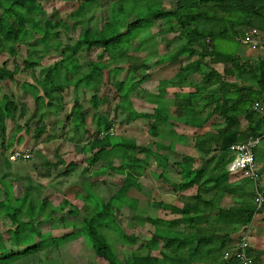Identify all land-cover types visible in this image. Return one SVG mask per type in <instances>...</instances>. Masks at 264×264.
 <instances>
[{
	"label": "trees",
	"instance_id": "16d2710c",
	"mask_svg": "<svg viewBox=\"0 0 264 264\" xmlns=\"http://www.w3.org/2000/svg\"><path fill=\"white\" fill-rule=\"evenodd\" d=\"M97 1L83 0L82 6L85 7ZM143 1H145L144 4H142ZM145 5L146 0H121L120 4L112 6L110 18L101 28L85 26L81 28L79 34L74 33L75 47L83 48L88 54L97 50L100 58L107 55L106 58L104 57L101 61L90 58L88 63L90 70L81 71L77 80L75 73L80 71L81 64L74 50L68 58L52 64L46 70L43 80L36 79V84H30L35 90V92L33 90L35 99L36 101L44 97L48 99L46 103L49 111L46 115L48 116L54 109L64 107L60 105L61 102L57 101L58 99L62 101L63 92L69 85L73 84L78 87L84 81H91L96 85L101 84V89L104 90L102 96L94 93L90 98L92 105L97 108L100 104L115 97L111 95L108 88L109 85H114L118 97L116 108L126 109L131 117H154L156 120L151 124L149 131L159 136L161 134L158 130V122L169 121L171 125H174L170 122L171 117L162 112L159 107H155L151 113H141L132 109L130 96L136 90L147 91L140 86L150 79L151 68L156 64L162 70L177 63L180 64L176 79H160L158 94L152 95L157 99L165 96L168 87L175 86L177 81L184 83L191 75L201 72L205 64L208 70L203 74V86L194 85L193 92L180 93L177 91L175 97L177 102L180 95L187 97L186 103L176 102L179 105L177 107L179 116L194 109L195 92L207 90L213 85L217 86L216 90L210 93L208 103L210 110L206 116V123L212 117L218 116L222 118L223 125L218 126L219 128L212 133L196 135L195 140V147L205 156L214 150L219 151L212 170L208 174V168H195L196 160L193 156L183 155L181 159L173 160V165H176L184 179L180 183H171L166 180L167 183L177 192L197 186V193L185 201L182 206L154 201L157 207L165 209L172 207L175 212L179 213L178 216L165 221L159 217L152 218L146 215V221L155 227L147 245H143L150 251L146 254H134L131 257L121 258L103 229L116 230L120 238L126 242L135 243L137 241L138 237L128 232L118 222L115 211L124 204L135 208L136 199L128 196L130 188L138 186V178L152 161L163 158L160 160L165 161L164 165L167 166L171 157L168 154L157 153L150 144L139 145L133 139L114 136L111 131L113 122L107 118H100L96 126L95 137L79 149L84 150V153H89L87 156L89 166L103 162L96 172L104 173L111 170L125 174L122 186L108 202L97 200V204L91 202V190L89 189L87 199L91 204H95L93 213L84 217L80 226L74 225L73 230L61 236H53L44 235L39 227L40 218L46 217L44 211L50 205L49 196H45L41 202H34L29 188L21 189L18 183L7 184L0 179V217L6 218L11 225L7 228V235L0 232V264H12L17 259L39 252L46 246V243L60 245L61 242L80 235L87 239L96 255L106 261V264H193L203 257L210 256L213 257L215 264H225L227 259L223 257L222 252L224 239H229V231H236L238 224H248L253 219L256 213L253 201L254 192L253 188H248L246 185V182L249 184L251 181L249 178L231 181L227 165L233 159V154L229 153L232 144L244 141L250 135L257 136L264 132V123L254 119L257 112L256 107L253 106L256 102L264 101V62L259 64V67H255L246 61H241L237 53H226L217 46L216 42L241 40L242 29L249 26L255 27L260 21L262 22L264 20V0H176L172 9L163 5L158 8ZM0 9L2 10L0 14V81L4 85H9L20 71L17 54L21 42L25 41L28 35H32V31L35 30L42 33L37 41L47 43L52 36L58 33H54V30L62 23L60 20H47L44 29L39 28L35 17L43 11L41 0H0ZM133 16L134 18L131 19ZM146 22L153 25L158 23L159 32H177V37L183 41L182 44L171 52L158 54L156 60L151 63L147 57L136 55L135 52L141 50L151 37V35L145 38L143 36L142 40H137L138 43L133 45V41H136L139 35L140 37L144 35L140 30ZM57 47L58 45L55 48ZM207 56H209V61L206 60ZM120 59L129 64L128 76L124 80H111L114 70H110L108 63L111 60ZM25 64L31 67L39 62L26 59ZM216 64H222L223 70L219 71L214 66ZM240 77L251 81L252 85L239 87L232 82L233 78ZM39 87L43 89V95L38 93ZM247 101L250 103L245 106ZM18 109V103L7 94L0 100V147L4 151L12 146V143L6 145L7 119H15ZM69 114L79 129L84 124L85 117L83 108L77 101L73 104V109ZM241 115H245L249 120L245 126L240 123ZM42 118L43 115H40L38 119ZM181 118L187 126L191 124L188 116L182 115ZM46 127L47 123L39 122L34 128L33 136L39 137ZM156 144L157 148H173L172 144L158 142ZM17 151L19 150L11 153ZM139 152L144 154L143 158L137 157ZM83 162L84 159L82 162L75 160L67 162L61 158L58 162L51 163L48 160L45 164L48 165L49 173L52 169L63 167V174L71 175L82 166ZM6 163L10 165L9 158L6 159ZM165 174L163 171L160 175L165 176ZM212 187H215L213 195L209 199H204L202 191L206 192ZM227 194L231 195L232 199L235 197L237 199L233 200L229 207H223L220 203ZM12 199L15 204L11 203ZM64 202L68 203L67 200ZM26 204H28L26 207L28 219L24 220L22 213ZM37 206L39 213L36 212ZM211 215H216L219 220L217 223L210 222L209 228H214L215 232L229 230L219 244L213 240V236L215 237L218 232L208 233L207 229H203L200 225L204 222V216ZM181 223L188 226L190 230L175 228ZM27 226L30 232L35 233H27L26 230L22 232ZM172 227L174 228L171 232ZM35 234L39 237L36 241L33 239ZM3 238L5 241L10 239L11 244L5 243ZM155 250L157 254L153 252Z\"/></svg>",
	"mask_w": 264,
	"mask_h": 264
},
{
	"label": "rangeland",
	"instance_id": "374dc122",
	"mask_svg": "<svg viewBox=\"0 0 264 264\" xmlns=\"http://www.w3.org/2000/svg\"><path fill=\"white\" fill-rule=\"evenodd\" d=\"M175 1L146 0L145 6L158 8L160 5H163L168 9H172L175 6ZM41 2L43 11L35 17L39 28L44 29L47 20H60L62 24L54 30V33H58L52 36L47 43H39L37 40L42 36V33L33 30L32 35H28L27 39L21 42L18 49L17 60L20 64V71L11 80L9 85H4L0 81V100L7 94L19 105L15 119H7L6 122V145L12 143V146L7 147L8 149L5 151L0 147V179L7 184L14 182L13 184L15 185L18 183L21 189L29 188L31 198L34 202H41L45 196H49L50 205L44 211L46 217L43 216L40 218L41 223L39 225L44 235L61 236L73 230L74 225L80 226L83 218L93 213L97 200L105 203L108 202L125 180V174H119L111 170H107L104 173L96 172V169L99 170L103 162L101 161L93 166H89L87 161L89 153H84V150L79 149L81 146L87 145L88 141L95 137L98 119L107 118L113 122L111 131L114 136L133 139L139 145L150 144L152 145V149L157 153L168 154L171 157L167 166L164 165L165 161L160 160L163 158L152 161L138 178V186H132L130 188L128 196L136 199L135 208L124 204L115 211L118 222L128 232L137 236V241L135 243L126 242L120 238L116 230L115 232L111 229H103V232L109 238L119 257L126 258L134 254H146L150 250L143 245H147L155 227L152 223L146 221L145 216L148 215L152 218L159 217L168 221L179 214L172 207L167 209L157 207L153 202L164 201L168 204L182 206L185 201L197 193V186L177 192L167 183L166 180H169L171 183H180L184 179L176 165H173V160L181 159L183 155L193 156L196 160L194 162L195 168H208V174L215 164V158L219 151L214 150L205 156L195 147V140L196 135L209 134V132L212 133L217 128L222 127V125L219 126L220 118L218 116L213 117L214 123L206 125V116L204 115L206 111L204 109L210 106L208 104L210 93L216 90L217 86L213 85L207 90L195 92L194 109H190L178 116L177 107L179 105L177 103H186L187 97H184L182 94L177 98V102L175 92H193L195 90L194 85L199 84L203 86V74L208 70V67L206 68L204 64L201 72L191 75L184 83L177 81L175 86L168 87L169 89H167L165 96L158 99L152 95L158 94V89L161 84L160 79H176V73L179 71L180 64L177 63L164 70L158 64L151 68L152 75L150 79L140 86V88L148 92L140 90V93L136 90L130 96L132 102L131 108L141 113H151L155 107H159L162 112L168 114L171 117L170 122L174 125H171L169 121L158 122V130L161 134L159 136L153 135L149 131L151 124L156 120L154 117H131L126 109L116 108L118 97L114 85H109L108 88L111 95L115 97L111 98L108 102L106 101L100 104L97 108L92 105L90 98L94 93H97L99 96L103 95L104 90L101 89V84L98 83L96 85L91 81H84L78 87H75L73 84L69 85L63 92L64 97L62 101L59 99L57 101L61 102L60 105H64V107L54 109L47 116L46 113H49L46 107L48 99L42 97L43 99L36 101L33 94L35 90L30 84H36V79L43 80L46 70L52 64L66 57L68 58L74 50L81 64L80 71L75 73L77 80L79 79L81 71L87 72L90 70L88 66L90 58L97 61L104 60V57L106 58L107 55L100 58L99 51L97 50H93L89 55L83 48L75 47L76 37L74 33L79 34L81 28L85 26L101 28L104 22L110 18L112 6L114 4H120L121 0H98L85 7L82 6L83 0H41ZM1 12L2 10L0 9V14ZM133 18L134 16L131 17V19ZM158 27V23H154L153 25L152 23L146 22L140 30L144 35H141V37L139 35L136 41H133L134 45L140 39L142 40L143 36L145 38L151 35L145 46L135 52L138 56H145L150 59V63L156 60L158 54L171 52L183 42L177 37V32H159ZM249 28H252V26H249ZM216 43L222 50L230 54L232 52L238 54L239 50L243 51L245 48L244 45L246 44L242 40L235 39L230 40V42L226 40L223 42L217 41ZM250 44L248 43L249 46H251ZM56 45H58L57 49L55 48ZM63 49L64 51H62ZM26 59L33 62L38 61L39 64L31 67L26 66ZM206 60L209 61V56H207ZM108 64L110 70H114V75L111 80H124L128 76L129 64L127 61L123 59L111 60ZM216 66H219L223 70L222 64H217ZM232 82L239 87L247 86L243 77L232 79ZM38 93L43 95V89L41 87H39ZM76 101L83 108L85 117L84 124L79 129H77L74 120H72L69 114ZM249 103L247 101L245 106H248ZM202 104H204V107H200ZM40 115H43L42 119H38ZM182 115L184 117L188 116L191 119L189 120L191 122L189 126L184 123L183 118H181ZM38 120L39 122L47 123V127L39 137H35L33 133L34 128L39 124ZM156 142L172 144L173 148H157ZM14 150H30L32 157L30 159L13 160L10 157L11 152ZM257 151L261 156H264V141L258 146ZM137 157L143 158L144 154L139 152ZM7 158L10 159L9 166L6 163ZM61 158L67 162L72 160L82 162L84 159V162L71 175H64L63 167L52 169L49 173L47 170L48 165L45 162L49 160L51 163H55ZM116 164L119 165V163ZM88 166L89 168L87 169ZM257 170L260 173L259 168ZM163 171L166 173L165 176L160 175ZM233 177L235 176L233 175ZM89 189L91 190L90 200L95 204H91L87 199ZM214 191L215 187L210 188L206 192L202 191L203 198L212 196ZM226 196L227 198L224 203L225 206H229L233 199L229 194ZM64 200H67L68 203H65ZM13 201L12 199L11 203L15 204ZM27 206L28 204H26L22 213L24 220L28 219ZM38 209L39 207L37 206V213H39ZM248 225L249 223L246 226ZM10 226L9 221L1 216L0 232L7 235V228ZM185 227L187 228L184 223L175 226V228L179 229H186ZM173 228L170 229L171 232ZM25 230L27 233L30 232L28 226L22 232H25ZM37 237L38 235L35 234L33 239L36 241ZM6 242L8 245L11 244L10 239L6 240ZM156 251L153 252L157 254ZM12 264H106V261L98 257L87 239L80 235L77 238L63 241L60 245L53 243L48 245L46 243V246L39 252L17 259Z\"/></svg>",
	"mask_w": 264,
	"mask_h": 264
},
{
	"label": "crops",
	"instance_id": "0c3cea01",
	"mask_svg": "<svg viewBox=\"0 0 264 264\" xmlns=\"http://www.w3.org/2000/svg\"><path fill=\"white\" fill-rule=\"evenodd\" d=\"M249 28V27H248ZM253 28H257L259 30V33L255 35V38L253 39V43H255V46H249L248 43L244 42L243 40V34L246 30L248 29H242L241 31V40L244 42V50H239V58L241 59V61H246L252 65H254L255 67H259V64H261L262 62H264V20L261 22H259V24L257 26H253ZM240 40V41H241ZM217 65V64H216ZM214 65L219 71H222V68L220 69L219 66ZM221 65V64H219ZM241 78V77H240ZM234 79V78H233ZM242 80V79H241ZM243 80L245 81V83L247 84V86L252 85L251 81H247L245 78H243ZM257 89V87H256ZM175 91V90H174ZM255 108V105H253ZM200 107H204V104H202ZM257 115L254 116L255 120H259L260 122L264 123V101H261L258 105V107L255 108ZM204 110L205 113L204 115L207 116L209 110H210V106L206 107ZM204 116V117H205ZM204 117H202V119H204ZM220 118V124L219 126L223 125V120L221 117ZM189 120H191L190 118H188ZM194 119V118H193ZM240 123L242 126H245L248 124L249 120L247 119V117L245 115H241L239 117ZM258 121V122H259ZM212 123H214V119L213 117L206 123V125H211ZM264 133V132H263ZM264 137L261 138L260 143L255 147L254 152H255V161H256V165H258V168L260 170V184L264 186V156H261L258 153V146L261 145L263 143ZM233 177V175H230V179L231 180H241L243 178H240L238 176ZM246 185L248 186V188H253L252 183L250 182L249 184ZM228 195V194H227ZM203 196V195H202ZM211 197V196H210ZM208 198H204V199H209ZM227 196L225 195L221 201V206L223 207H229V206H225L224 201L226 200ZM235 199H237V197H235ZM233 199V200H235ZM232 204V203H231ZM218 217L216 216H204V222H202L200 225L202 226L203 229H207L208 233H212L215 234L216 232V236H213V240L219 244L220 241H222V239H224V235L226 232H228L229 230H223V231H214V228H209V224L210 222H214L217 223L218 222ZM247 224H243L240 223L238 224L237 230L236 231H229V239H224L225 240V244L224 247L222 249V252L225 251V249L227 248H232L236 245L239 236L241 234V230L244 226H246ZM250 227V248H249V253L251 255V257L253 258V263L254 264H264V206L257 211L254 216L253 219L251 220V222L248 225ZM186 228V227H185ZM190 230V228L187 226L186 230ZM220 236V238H219ZM225 264H238V262L235 259H231V260H226ZM193 264H215V261H213V257H203L200 260L193 262Z\"/></svg>",
	"mask_w": 264,
	"mask_h": 264
},
{
	"label": "built area",
	"instance_id": "2783aa9c",
	"mask_svg": "<svg viewBox=\"0 0 264 264\" xmlns=\"http://www.w3.org/2000/svg\"><path fill=\"white\" fill-rule=\"evenodd\" d=\"M259 33L257 28H249L243 34V40L246 43H251L252 46L255 35ZM259 103H255V107H258ZM264 137V133L261 135L248 136L244 141L234 143L229 148V153L233 154V159L228 163L227 169L231 175L238 176L240 178H249L253 185V201L255 204L256 212L264 206V186L260 184V173L257 170L255 161V147L260 143L261 138ZM32 153L30 150H19L11 153V159H30ZM250 227L246 226L239 238L236 245L232 248H227L223 252L225 259H235L238 264H254L253 258L249 253L250 248Z\"/></svg>",
	"mask_w": 264,
	"mask_h": 264
}]
</instances>
